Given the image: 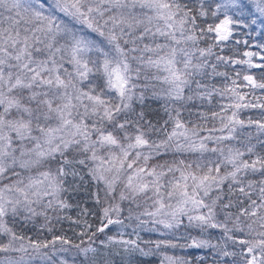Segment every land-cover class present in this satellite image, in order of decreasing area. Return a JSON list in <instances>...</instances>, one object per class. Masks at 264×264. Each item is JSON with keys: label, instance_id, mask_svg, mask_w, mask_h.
Here are the masks:
<instances>
[{"label": "snow or ice", "instance_id": "obj_1", "mask_svg": "<svg viewBox=\"0 0 264 264\" xmlns=\"http://www.w3.org/2000/svg\"><path fill=\"white\" fill-rule=\"evenodd\" d=\"M241 31L264 0H0V264H264V43L213 51Z\"/></svg>", "mask_w": 264, "mask_h": 264}, {"label": "trees", "instance_id": "obj_2", "mask_svg": "<svg viewBox=\"0 0 264 264\" xmlns=\"http://www.w3.org/2000/svg\"><path fill=\"white\" fill-rule=\"evenodd\" d=\"M257 32L259 31V28H257L256 30ZM237 39H240L241 41L247 39L249 41V44L246 46L243 43H240L239 45H236L234 43L229 42L228 46L225 47L223 49V51L220 50V48H214L213 51L219 53L220 55H224V56H233V58H237V56L239 54H242V52L244 50H251V51H261V49L255 47V45L257 43H264V35H257L256 32H253L251 36H247L244 34L243 31L239 32L236 36ZM201 46H205L203 43L201 44ZM258 59V58H257ZM212 62H215V58L212 57L211 58ZM219 70L220 71H228L231 74V68L227 67L226 65H219ZM254 73L259 72V69H253L252 70ZM213 83H216L218 86L225 83L226 81L224 80L223 77H215L212 80ZM219 100V97H214V102ZM162 101L156 100V99H147L144 101V106L145 109L147 111L148 114V118L149 119H153L154 121L156 119H159L161 122L167 118L163 107H162ZM199 103V102H198ZM135 107L137 108V110H139L141 108V105L139 103H135ZM207 102H205V106L202 108H192V116L190 117L193 122L197 121V117H196V113L198 111H203V110H207ZM258 113L259 110L258 109H249L246 110L244 112H242L241 114V118L242 119H247L248 117H252L253 119H257L258 118ZM183 117L187 120L189 118V113L187 111H184L182 113ZM243 131L248 132L251 131L253 134H255V127H246L245 129H243ZM71 180V177L69 178ZM88 178L86 177V180ZM87 188L89 191L94 190L93 186L91 184L87 185ZM102 195V194H101ZM65 196L68 198L70 203H77L78 201L82 200L85 196V187L84 185H81L80 190L77 191H69L68 193H65ZM82 207H88L89 209H92L94 207L93 202L91 200H89L87 202V204H82ZM66 213L68 215H71L73 219H76V214L78 209L77 208H73L71 210H65ZM90 221L94 224V226L98 223V220L95 218H89ZM43 223V219L42 218H38L37 223L35 226H33L32 224H29L28 227L24 228V229H19V227H17L18 231H21L22 234H26V235H33L35 234V232L39 229V225ZM53 223L55 224V228L53 233H47L46 231L41 233V238L42 239H51V236L53 234L55 235H67L70 239H72L73 241H75L76 243L79 242V240L76 237L75 232L79 231V227L77 225H71L69 221L67 220H63L60 223H55V221H53ZM73 229H75V231H73ZM106 232L109 235H113L114 234V229L113 228H109L106 229ZM143 235V233H142ZM103 234H101V239H103ZM98 243V242H97ZM177 254H180L177 251ZM83 257H81L82 259ZM119 259V258H117ZM207 259L211 262V260L213 259L212 256H208ZM38 264V262H37ZM152 264H159L158 259L156 258H152Z\"/></svg>", "mask_w": 264, "mask_h": 264}]
</instances>
